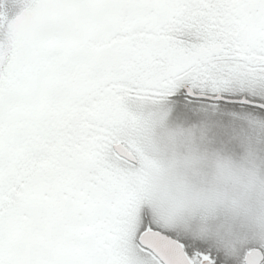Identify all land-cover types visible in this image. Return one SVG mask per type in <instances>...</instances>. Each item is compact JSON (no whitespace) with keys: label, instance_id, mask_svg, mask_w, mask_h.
<instances>
[{"label":"snow or ice","instance_id":"6c2138e0","mask_svg":"<svg viewBox=\"0 0 264 264\" xmlns=\"http://www.w3.org/2000/svg\"><path fill=\"white\" fill-rule=\"evenodd\" d=\"M264 122V0H0V264H264L140 206L142 114Z\"/></svg>","mask_w":264,"mask_h":264},{"label":"rangeland","instance_id":"374dc122","mask_svg":"<svg viewBox=\"0 0 264 264\" xmlns=\"http://www.w3.org/2000/svg\"><path fill=\"white\" fill-rule=\"evenodd\" d=\"M140 206L173 227L225 247L264 236V122L250 121L239 150L217 143L208 121L172 119L166 105L142 114Z\"/></svg>","mask_w":264,"mask_h":264}]
</instances>
